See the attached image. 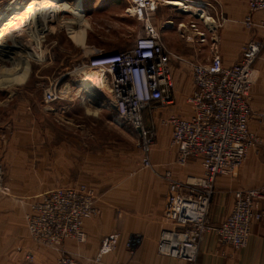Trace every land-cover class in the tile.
I'll list each match as a JSON object with an SVG mask.
<instances>
[{
	"label": "built area",
	"instance_id": "obj_1",
	"mask_svg": "<svg viewBox=\"0 0 264 264\" xmlns=\"http://www.w3.org/2000/svg\"><path fill=\"white\" fill-rule=\"evenodd\" d=\"M128 2L131 5L129 14L144 23V35L137 38L134 47L126 52L107 54L87 48L82 61L64 77L76 74V80H80L79 73L86 71L102 74L105 82L98 90L102 94L99 97L105 99L107 96L118 124L138 133L143 142L142 168L152 170L150 151L154 138L145 131L143 112L153 113L158 108L174 105L172 54L151 24L152 14L158 10L160 2ZM246 2L248 14L243 21L246 29L264 30V0ZM182 10L188 12L185 8ZM256 15L260 18L255 19ZM196 16L198 21L188 22L187 27L179 26L181 33L188 43L206 44L224 21L207 22L204 10ZM263 49V38L251 41L244 46L240 59L225 67L216 42H212L207 62L190 63L195 89L188 102L193 115L187 119L177 115L161 119L171 131V145L177 153L174 164L185 167L191 161H199L202 168V176H188L184 180L176 179L171 170L163 174L168 187L166 220L170 228L164 230L158 240L157 250L162 256L196 264L200 242L210 231L216 232L221 245L243 249L249 242L253 226L264 218L262 186L235 191L232 210L219 226H211L208 219L217 179L236 177L257 143L250 121L264 123V108L259 112L252 109V89L256 81L253 66ZM79 91L91 93L84 88ZM71 94L69 85L59 87L58 80L44 89L43 101L48 106L68 102L72 100ZM0 192L10 193L1 166ZM100 214L95 190L78 184L59 187L43 195L31 205L26 223L30 236L37 243L60 249L67 240L84 242V223ZM118 238L117 234L104 238L94 264H106L102 256L114 250ZM57 264L78 263L70 255L61 254Z\"/></svg>",
	"mask_w": 264,
	"mask_h": 264
},
{
	"label": "crops",
	"instance_id": "obj_2",
	"mask_svg": "<svg viewBox=\"0 0 264 264\" xmlns=\"http://www.w3.org/2000/svg\"><path fill=\"white\" fill-rule=\"evenodd\" d=\"M90 1L85 0L83 6ZM106 1L111 0H93V3L94 6H100ZM122 1L128 2V0ZM158 1L160 8L152 14L151 24L172 54L170 64L174 79L175 100L174 105L161 108V111L165 116L177 115L187 119L193 115V108L188 99L195 88L192 76L191 84L186 83L183 87V71L188 70L186 63L207 62L211 57L210 44L216 42L223 66H232L234 62L227 59L226 53L235 45L244 44L249 37L243 23L248 14V6L246 0H184V3H188L185 6L191 5L204 10L211 21L212 19L216 22L224 21L221 27L209 36L207 40L209 44L201 45L188 43L183 38L179 27L181 24L187 27V23L192 20L198 21L196 13L189 10L185 12L178 6L172 5L180 0ZM125 15L127 18L136 19L129 14L128 9L125 10ZM259 18L260 16H255V19ZM141 24V35L137 38L144 35V23L141 22ZM135 42L130 49L134 47ZM88 48L98 49L94 45ZM263 69V66H256L258 73ZM263 81H258L252 89V95L262 103L260 108L255 110L257 112L264 108ZM62 111L65 113L67 110L64 108ZM22 114V119L26 121L25 109ZM168 131L170 136L166 135V132L165 135L163 132L160 134L155 149L150 152V158L160 164L169 165L173 163V160L175 163L177 153L171 145L170 129ZM251 150L236 177L223 176L217 179L208 216L211 226H219L230 214L235 191L264 186V159H261L260 152L258 156L254 150ZM21 155L25 161L42 160L40 151L23 152ZM84 156L90 158L89 154ZM198 165H200L199 161H191L186 168L174 167L172 171L176 179L184 180L188 176L200 175ZM16 170L7 169L4 175V181L10 188V193L0 192V264H57L61 254L72 255L71 257L78 264H94L102 241L114 234L119 236L114 250L102 256V261L106 264H186L183 261L162 256L157 250L161 233L170 228L166 220L168 187L163 179L162 170H139L127 179V182L112 184L105 192L100 189L101 187L85 184L101 194L98 200L101 214L84 223V242L67 240L60 249L37 243L30 236L25 220L30 206L42 197V192H48L50 190L48 188H52L56 182L51 181L43 189L41 173L34 172L31 177L29 171L16 173ZM62 184L65 185L66 182ZM199 248L196 264H264V218L253 226L249 242L243 249L236 250L230 246L221 245L215 231H210L203 236Z\"/></svg>",
	"mask_w": 264,
	"mask_h": 264
},
{
	"label": "rangeland",
	"instance_id": "obj_3",
	"mask_svg": "<svg viewBox=\"0 0 264 264\" xmlns=\"http://www.w3.org/2000/svg\"><path fill=\"white\" fill-rule=\"evenodd\" d=\"M11 2L13 3L14 0H0V13L5 12ZM126 2L111 0L103 5L94 6L91 0L84 6V20L90 26L89 30L87 29L86 48L94 45L106 54L130 50L137 37L141 35L142 24L136 19L126 17L125 10L131 8L130 3ZM67 20L73 21L74 17L70 14L60 15V21L68 22ZM246 32L249 37L244 44L235 45L227 50L228 60L236 63L241 57L244 46L251 41L264 39V30L255 28L246 29ZM19 39L27 40L23 36ZM41 47L44 53L43 59L30 60L29 76L24 83L0 86V165L5 172L3 175L10 168L17 169L16 173L29 171L31 177L34 172L41 173L43 189L51 181L56 182L52 188H48L50 189L48 192L73 184L96 185L105 192L112 184L125 183L139 170H144L141 164L143 142L136 131L115 121L116 113L110 108L107 96L105 99L99 97L101 94L98 90L88 94L79 91L83 87L82 83L76 80V74L64 77L82 61L84 50L87 49L77 46L65 27L44 34ZM189 64L186 63L188 70L183 71V87L186 83L192 82ZM257 65L264 67V49L253 66L255 84L264 80V69L258 73ZM3 67L12 73L15 72L12 69L14 66L7 61L0 63V69ZM58 80L59 87L69 85L72 100L48 106L43 101V91ZM81 97H84V102ZM261 104L252 95L254 112H257L255 110L259 109ZM64 108L67 110L65 113L62 111ZM23 109L26 111V121L22 119ZM166 117L168 116L164 115L161 108L155 113L143 112L145 131L154 138L151 150L155 149L162 132L163 135L166 132V135L170 136L169 128L161 123V119ZM250 128L257 139V143L251 149L257 155L260 152L263 160L264 123L252 119ZM34 151L42 153V160L22 159L21 153ZM85 154H89L90 158L85 157ZM151 162L154 167L152 170H162L163 174L166 170L172 171V168L179 167L174 164V160L169 165L160 164L153 159ZM197 169L200 172L197 176H202L200 165ZM62 182L66 184L63 185ZM48 192H42L41 196ZM96 194L99 200L101 194Z\"/></svg>",
	"mask_w": 264,
	"mask_h": 264
},
{
	"label": "bare ground",
	"instance_id": "obj_4",
	"mask_svg": "<svg viewBox=\"0 0 264 264\" xmlns=\"http://www.w3.org/2000/svg\"><path fill=\"white\" fill-rule=\"evenodd\" d=\"M84 1L14 0L13 3L11 2L8 5L6 13H0V63L9 62L14 66L12 69L15 71L12 73L10 70H5L4 67L1 68L0 86L24 83L27 80L30 71V60L40 61L43 59L44 53L41 47L43 35L53 32L56 28H67L73 42L77 46L86 48L87 29L90 26L84 20ZM185 4L188 3L177 1L172 5L201 14V9L194 8L191 5L187 7ZM62 14H70L74 17V20H69L70 22L68 20V22L60 21V15ZM207 22L212 21L208 18ZM20 36L27 38V40L19 39ZM78 76L80 78L78 81L82 83L81 86L88 89L89 92L94 93L104 86L105 80L101 73L94 71L82 72Z\"/></svg>",
	"mask_w": 264,
	"mask_h": 264
}]
</instances>
